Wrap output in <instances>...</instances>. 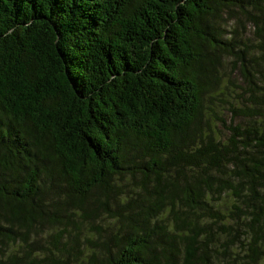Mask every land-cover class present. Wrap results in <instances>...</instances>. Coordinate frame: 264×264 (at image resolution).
<instances>
[{
	"label": "trees",
	"instance_id": "trees-1",
	"mask_svg": "<svg viewBox=\"0 0 264 264\" xmlns=\"http://www.w3.org/2000/svg\"><path fill=\"white\" fill-rule=\"evenodd\" d=\"M0 264H264V0H0Z\"/></svg>",
	"mask_w": 264,
	"mask_h": 264
},
{
	"label": "rangeland",
	"instance_id": "rangeland-1",
	"mask_svg": "<svg viewBox=\"0 0 264 264\" xmlns=\"http://www.w3.org/2000/svg\"><path fill=\"white\" fill-rule=\"evenodd\" d=\"M232 18V17H230ZM230 18H228L229 20H231ZM236 27V22L232 21L231 25L229 27H227L225 30V34L228 35V38H232L233 37V33H234V28ZM235 35V42L237 44L239 43H245V44H254L257 41L256 36L254 35V33L252 34V29H241L239 30L238 33L234 34ZM236 64V63H235ZM236 66V65H235ZM235 73V69H234V65L233 66H228L227 67V75L233 77V74Z\"/></svg>",
	"mask_w": 264,
	"mask_h": 264
}]
</instances>
